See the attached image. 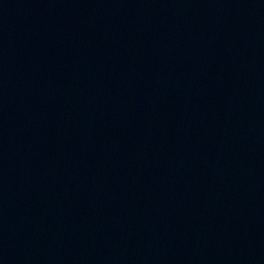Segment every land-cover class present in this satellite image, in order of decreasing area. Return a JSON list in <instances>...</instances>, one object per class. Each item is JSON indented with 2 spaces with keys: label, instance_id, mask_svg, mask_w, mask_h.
Instances as JSON below:
<instances>
[{
  "label": "water",
  "instance_id": "obj_1",
  "mask_svg": "<svg viewBox=\"0 0 264 264\" xmlns=\"http://www.w3.org/2000/svg\"><path fill=\"white\" fill-rule=\"evenodd\" d=\"M0 264H264V0H0Z\"/></svg>",
  "mask_w": 264,
  "mask_h": 264
}]
</instances>
